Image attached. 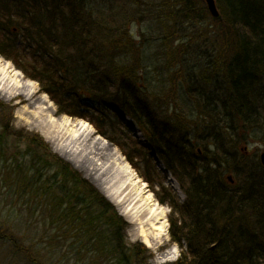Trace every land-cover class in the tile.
<instances>
[{"label":"trees","instance_id":"obj_1","mask_svg":"<svg viewBox=\"0 0 264 264\" xmlns=\"http://www.w3.org/2000/svg\"><path fill=\"white\" fill-rule=\"evenodd\" d=\"M163 1L0 0V55L61 113L89 120L127 146L133 165L135 152L158 171L156 195L171 208V241L181 248L167 264H264V166L250 151L264 145V0H216L215 26L200 30L204 1L201 10L200 0ZM167 22L168 33L141 32L139 42L127 30ZM13 116L0 100V203L8 211L0 231L25 228L17 249L38 264L34 233L41 253L47 245L60 257L66 247L63 264H154L144 244L126 242L127 223L101 191L42 136L16 130ZM127 116L147 145L131 135ZM107 123L121 135L107 133ZM11 137L25 150L12 153ZM155 156L184 200L162 183Z\"/></svg>","mask_w":264,"mask_h":264},{"label":"rangeland","instance_id":"obj_2","mask_svg":"<svg viewBox=\"0 0 264 264\" xmlns=\"http://www.w3.org/2000/svg\"><path fill=\"white\" fill-rule=\"evenodd\" d=\"M163 0H159V2ZM164 2V1H163ZM197 8L198 10H201L203 7L204 9L206 8L205 4L200 2H197ZM169 13V11H167ZM160 13H157L159 15ZM155 16V15H154ZM154 18V17H153ZM195 24V29L200 30L202 27H212L215 26L213 17L211 14L208 12V15L206 16V19L204 22H201L200 19L197 20ZM203 21V20H202ZM188 23V22H187ZM173 24V23H172ZM169 26L168 22L160 27L161 29H158L157 26L153 27L151 29L148 27L146 24H139V23H133L132 25L128 26L127 30L128 32L131 31V33L134 35V38L137 39V41L141 38V32L144 33H149L151 34H157L159 30L162 32L168 33L169 31ZM188 27V25H187ZM188 30L191 31L192 33L194 32L193 27H191ZM159 34V33H158ZM157 34V35H158ZM200 37V34L198 35ZM180 36L178 35L177 38L172 39V44H176L179 40ZM198 38V37H197ZM198 42L200 41L201 44H204L205 38H198ZM212 40V38H211ZM139 42V41H138ZM175 46V45H174ZM167 50V48L165 49ZM0 61L3 63L7 64V67H11L12 70H14L16 73H18L21 77V80L18 85L12 83L6 84V87L2 88V95H0V100L3 102L7 103L13 108L14 111V116H13V121L12 124L16 130H25V132L29 133H36L50 145L51 149L53 152H55L57 155H59L63 160H65L67 163H69L75 170H77L81 175L86 178L88 181H90L97 189L98 187L95 185V180L96 182L99 181L104 175L101 173V170H99L101 167L103 170H105L106 166L110 165L107 161V157L105 158L104 155L106 153H109L113 155V166L117 170L123 168L124 170L128 169V175L126 177V174L124 179L126 178H136L138 181H140V184L146 187V190L149 194H151L152 198L154 199L155 203L157 204V208H159L158 212H163L164 217H166L168 229H167V234L163 236L162 239H158L154 243L153 246L147 245L142 238L138 236V233L140 232V228L142 225H145L146 229H149V225L147 226L145 223L142 224V222H146V219L140 220L135 222H131L128 220L124 215H122L119 212L118 207L111 202L117 209L119 215L122 216V218L126 221L127 223V231H126V242L129 244H134V243H142L144 244L148 250L149 254L151 256L150 261L154 264H167L170 262L177 261L179 256L181 255V248L179 245L172 243L171 241V235H170V223H169V216L171 214V208L167 204H162L160 200L157 198L156 192L160 190V184L159 183V177H157V172L153 170H149L147 168V165L145 162L142 161V158L135 157L136 153L134 152L132 154V159L134 160V163L136 165H133L131 163V159H129L128 156H126L125 151L127 150V146L123 149V147H119L116 145L114 142L108 140L105 136H103L98 127L94 124H92L89 120L87 119H82L78 117H72L67 114H63L60 112L59 106L56 104V102L50 97L48 93H45L42 91L41 85L39 82L32 80L28 78L23 71L13 62L12 60L6 59L4 56L0 55ZM157 62V60H155ZM160 63V61H158ZM20 64L27 65V62L20 60ZM13 71L12 76L14 79L16 78L15 72ZM1 80V79H0ZM9 81V80H5ZM169 81V78H168ZM18 86V87H16ZM24 94V95H34L32 98H30V103L27 102L28 104H20L19 99L15 97H11V94ZM30 95H28L30 97ZM44 110V111H43ZM35 111L39 113L38 115H35ZM49 118L54 119L56 123L60 124L61 121L64 119H67L69 124L75 125L76 123H85L86 127H84L85 130H87L88 134L84 135L86 137H82V139L78 141H72L70 132L67 130L60 132V133H53V136H55V143L57 144L56 146L52 145V143L48 142L47 139L43 136V134L37 130L36 126L38 123L43 124L45 127L48 129L49 126L47 125L46 121L49 120ZM126 122V125H129L130 128H128L129 132L131 135L138 140L141 144L147 145L148 142L146 138L144 137L143 133L140 131L138 127L134 125V121L129 118L128 116L123 119ZM88 128V129H86ZM103 129L109 133L113 134L115 137H119L118 134L121 135L120 132L113 131V127L111 124L107 123L103 125ZM52 131V129H50ZM60 130V128H59ZM77 130L76 133L82 134L83 131H79V128L75 129ZM2 126L0 123V133L2 132ZM51 135V134H49ZM122 141V139H120ZM126 143L124 140L122 141ZM123 143V144H124ZM7 144L9 148L13 149V152L20 153L22 150H25V145L24 143L15 137H11L7 139ZM55 147L60 149L62 153H64L67 157L70 159L74 160L76 165L81 166V163L85 161V159H89L93 163H98L99 165L95 166L91 164L89 167V171L84 172L81 171L75 164L67 160L64 156H62L60 153L56 152ZM128 150H133L131 147H128ZM250 151L254 154H257L258 156L264 152V145H262L260 142H254L251 147ZM156 164L158 167V170L162 172V177H165L164 186L168 188L169 190H173L176 192L178 197L181 200H184L185 195L183 191L180 188V185L178 181L175 179V177L168 171H166L165 166L163 163L160 161L155 156ZM110 160V159H109ZM112 162V160H110ZM112 164V163H111ZM111 168V167H109ZM108 169V168H107ZM106 169V170H107ZM126 172V171H125ZM144 176L149 177L152 179V184L147 182L144 178ZM230 176L229 178H231ZM161 182V181H160ZM99 183V182H98ZM234 183V182H233ZM165 197L169 195V193L164 194ZM163 195V196H164ZM5 206V202L0 203V221L1 220H7L6 216L8 214V211L4 209L3 207ZM126 207L130 210L133 207V204H126ZM140 217V216H139ZM141 218H143L141 216ZM142 221V222H141ZM161 221L160 223H162ZM159 225V224H157ZM154 229V228H153ZM153 229L151 231H153ZM26 230L23 227L22 229H8V226L5 227V230L0 231V264H32L33 261L30 258V254L27 255L25 250H19L17 249V244L21 238L22 234H25ZM11 238L15 240V242H12L10 240ZM15 236V237H13ZM34 236L33 239L37 241V243H41L38 247L37 250L39 249V260L38 264H54L59 261V264H63L66 262V260L61 259L60 263V258L63 257V253H65V258L68 256L70 253L63 248L61 252V256L58 257L57 250H55L53 247H47L45 245L46 252L41 253V249L43 248V242H41L39 239H36L37 237H40L39 234L36 235L33 233L31 234L30 237ZM18 238V239H17ZM33 255V254H32ZM58 257V258H57ZM70 260H72V257L70 255ZM54 262V263H53ZM73 263V262H72Z\"/></svg>","mask_w":264,"mask_h":264},{"label":"bare ground","instance_id":"obj_3","mask_svg":"<svg viewBox=\"0 0 264 264\" xmlns=\"http://www.w3.org/2000/svg\"><path fill=\"white\" fill-rule=\"evenodd\" d=\"M14 70H12L11 67H7L6 63H3L0 61V95H2L1 91L2 88L6 87V84L14 82V84L18 85L21 80V77L18 73L15 71L16 78L12 76ZM9 80V81H5ZM18 87V86H16ZM14 93V92H13ZM30 95V94H28ZM28 95L24 94H11V97H15L19 99L20 104H28L30 103V98H32L34 95ZM44 111V110H43ZM40 113V112H39ZM37 111H35V115H38ZM41 114V113H40ZM47 125L50 129L45 127L43 124L38 123L36 128L39 130L43 136L47 139L48 142L52 143V145L56 146L55 143V136H53V133H60L65 130L70 132L71 140L78 141L82 139V137H86L84 135L88 134L87 130L84 129L86 127L85 123H76L75 125L69 124L67 119H64L60 122V124L56 123L54 119H50L46 121ZM60 128V130H59ZM79 128V131H83L82 134L76 133L77 129ZM88 129V128H86ZM51 134V135H49ZM56 152L60 153L62 156H64L67 160L75 164L76 162L69 157H67L58 147H55ZM104 157H107L108 167L106 166L105 170L101 167L99 170H101V173H103V177L99 179V181L96 182L95 185L98 187V189L109 199L111 200L119 209V212L124 215L128 220L131 222H137L140 220L146 219V222H142V224L149 225V229L145 228V225H142L140 228V232L138 233V236L142 238V240L149 246H153L154 243L158 239H162L164 235L167 234V221L166 217H164L163 212H158L159 208H157V204L155 203L154 199L152 198L151 194H149L146 190V187L140 184V181H138L136 178H126L124 179L126 174V177L130 174H128V169L124 170L123 168L117 170L113 166V155L106 153ZM112 162H110V160ZM112 163V164H111ZM91 164L97 166L98 163H93L89 159H85L83 163H81V166L76 165L81 171L87 172L90 170L89 167ZM111 167V168H109ZM126 171V172H125ZM99 182V183H98ZM133 204V207L129 210L126 207V204ZM140 216V217H139ZM141 216L143 218H141ZM163 221L162 223H160ZM159 224V225H157ZM154 228V229H153ZM153 229V231H151ZM154 247V246H153Z\"/></svg>","mask_w":264,"mask_h":264},{"label":"water","instance_id":"obj_4","mask_svg":"<svg viewBox=\"0 0 264 264\" xmlns=\"http://www.w3.org/2000/svg\"><path fill=\"white\" fill-rule=\"evenodd\" d=\"M204 2L207 4V7L210 11V13L212 14V16L214 18H218L219 17V11L216 5V1L215 0H204ZM260 160L262 162V164L264 165V152L260 155Z\"/></svg>","mask_w":264,"mask_h":264}]
</instances>
